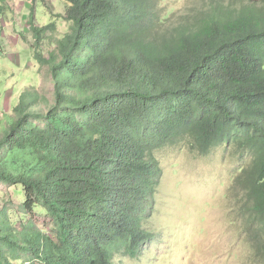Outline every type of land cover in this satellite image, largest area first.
<instances>
[{"label":"trees","instance_id":"trees-1","mask_svg":"<svg viewBox=\"0 0 264 264\" xmlns=\"http://www.w3.org/2000/svg\"><path fill=\"white\" fill-rule=\"evenodd\" d=\"M65 1L69 31L49 56L32 52L27 88L0 113V184L12 191L0 207V264L138 256L153 238L156 153L221 145L244 160L232 189L264 264V0H204L187 12L167 0ZM32 29L40 45L59 32L56 22ZM41 68L52 90L40 87Z\"/></svg>","mask_w":264,"mask_h":264},{"label":"rangeland","instance_id":"rangeland-1","mask_svg":"<svg viewBox=\"0 0 264 264\" xmlns=\"http://www.w3.org/2000/svg\"><path fill=\"white\" fill-rule=\"evenodd\" d=\"M203 1L167 0L165 4L171 10L187 12ZM1 6L0 113H11L28 86L32 63H37L30 61L32 52L40 48L49 56L58 47L59 37L69 31L70 23L65 20L69 5L65 0H7ZM53 22L59 27L58 35L49 32L40 45L32 26L45 27ZM45 76L48 70L41 68L40 87L52 90V79ZM156 155L162 174L149 227L153 238L138 256L118 255L115 263L259 264L246 239L232 189L237 168L244 160L224 145L207 156L177 146L166 147ZM0 190L2 207L12 191L4 184H0ZM9 215L15 217L13 209ZM35 221L38 225L48 222L40 217Z\"/></svg>","mask_w":264,"mask_h":264}]
</instances>
